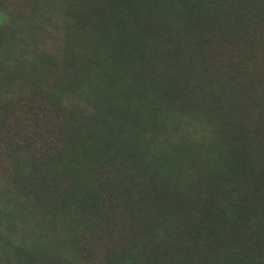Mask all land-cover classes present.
I'll use <instances>...</instances> for the list:
<instances>
[{
	"label": "trees",
	"instance_id": "trees-1",
	"mask_svg": "<svg viewBox=\"0 0 264 264\" xmlns=\"http://www.w3.org/2000/svg\"><path fill=\"white\" fill-rule=\"evenodd\" d=\"M0 264H264V0H0Z\"/></svg>",
	"mask_w": 264,
	"mask_h": 264
}]
</instances>
